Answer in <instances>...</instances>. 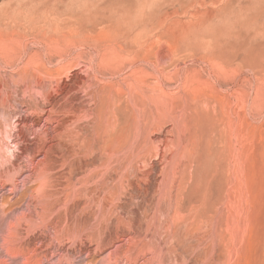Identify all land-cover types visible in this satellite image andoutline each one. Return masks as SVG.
Wrapping results in <instances>:
<instances>
[{
    "label": "rangeland",
    "instance_id": "374dc122",
    "mask_svg": "<svg viewBox=\"0 0 264 264\" xmlns=\"http://www.w3.org/2000/svg\"><path fill=\"white\" fill-rule=\"evenodd\" d=\"M0 264H264V0H0Z\"/></svg>",
    "mask_w": 264,
    "mask_h": 264
},
{
    "label": "bare ground",
    "instance_id": "6f19581e",
    "mask_svg": "<svg viewBox=\"0 0 264 264\" xmlns=\"http://www.w3.org/2000/svg\"><path fill=\"white\" fill-rule=\"evenodd\" d=\"M145 46H146V45H145ZM78 77H79V76H78ZM80 79H81V78H80ZM60 84H61V83H60ZM62 84H63V83H62ZM62 84H61V86H63ZM57 87L59 88V86H57ZM58 88H57V90L59 91ZM60 89H61V88H60ZM57 90H56V91H57ZM137 91H138V90H137ZM131 92H132V91H131ZM101 98H103V97H101ZM106 109H107V108H106ZM107 111H109V110H107ZM104 114H105V113H104ZM100 122H101V121H100ZM122 138H123V137H122ZM121 140H122V139H121ZM119 143H120V142H119ZM161 145H162V144H161ZM159 146H160V145H159ZM159 148H160V147H159ZM104 150H105V149H104ZM104 152H105V151H104ZM106 152H107V151H106ZM109 152H110V151H109ZM107 157H108V156H107Z\"/></svg>",
    "mask_w": 264,
    "mask_h": 264
}]
</instances>
